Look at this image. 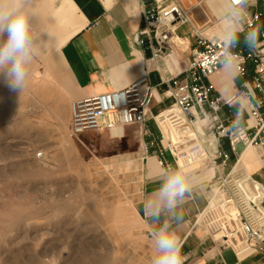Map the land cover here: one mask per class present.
<instances>
[{"label":"rangeland","instance_id":"obj_1","mask_svg":"<svg viewBox=\"0 0 264 264\" xmlns=\"http://www.w3.org/2000/svg\"><path fill=\"white\" fill-rule=\"evenodd\" d=\"M181 1L193 7L199 31L206 36L225 32L226 23L231 24L228 6L217 13L208 0ZM207 15L212 19L208 23ZM34 37L35 55L25 89L14 92L0 82V264H151L154 231L140 216L137 203L145 163L155 148L148 145L145 152L135 128L72 134L63 99L71 85L69 74L57 45L40 49V35ZM174 116L185 119L180 113ZM166 123L158 122L166 136L163 143L174 148L179 163L189 161L206 171L205 178L212 176L210 203L198 219L200 228L219 245L227 240L232 244L227 246L236 249L249 246L238 214L243 210L264 229L263 206L258 205L262 212L250 206L263 190L247 180L243 194L235 182L240 174H250L249 166L243 161L236 166L233 159L222 175L213 176V156L202 148L205 141L215 150L206 125H190L187 132L186 123ZM252 177L261 178L255 173Z\"/></svg>","mask_w":264,"mask_h":264},{"label":"crops","instance_id":"obj_2","mask_svg":"<svg viewBox=\"0 0 264 264\" xmlns=\"http://www.w3.org/2000/svg\"><path fill=\"white\" fill-rule=\"evenodd\" d=\"M53 1L32 0L30 22L33 35L36 33L40 35L38 48L57 45L60 59L69 74L71 85L66 87L63 97L68 107V115H71L72 101L91 93L121 89L142 73H147L154 86L152 115L143 128L126 126L127 129L135 128L139 131L145 146L155 148L151 159L145 163L144 187L137 203L140 216L147 227L155 232L167 224L169 229L178 235L183 264H264V250L252 245L239 249H236L235 245L222 247L200 228L198 219L209 204L208 187L212 186V176L211 179L205 178L204 169L189 165L191 164L189 161L181 165L178 158L175 159L169 154L167 159L171 167L167 168L160 162L158 150L162 129L153 116H158L174 104L175 99L168 92L170 86L164 79L171 74L180 73L197 48V37L193 27L188 23L180 24L167 43L168 49L161 57L153 59L152 50L147 42L140 45L136 39V35L144 27L143 0L134 3L122 0H57L54 6ZM226 6L228 4L225 0H208V7L214 12L220 13ZM249 8L251 11H264V0L251 2ZM189 10L194 26L200 30L199 18L195 17L193 7ZM228 13L231 24L226 23L225 32L212 35L225 37L227 31L236 30L239 39L235 44L240 48L264 47V40L259 33L258 40L249 47L245 42L246 35L239 31L237 13L231 14L229 11ZM207 17L208 23L212 19L209 15ZM257 27L259 31H264V15ZM254 75L252 61L248 62V72L245 76L238 75L232 64H225L210 76L209 81L214 84L216 93L229 96L244 83H251ZM240 110L239 105L233 109L234 112ZM197 111L199 123H204V116ZM227 112V109L222 110L221 116L224 117ZM246 117L244 113L242 122ZM201 133L205 134L203 131ZM151 142H154V145H150ZM203 142L204 153L214 158L216 155L214 150L208 143ZM147 151L148 148L145 152ZM152 157H158L157 161ZM240 159L249 166L251 175L255 173L263 178L260 171L262 157L256 155L253 149H246ZM219 169L220 165L214 163L210 168L214 172L213 176ZM178 170L183 173L187 190L178 198L177 206L168 209L163 206L160 199V189L166 178ZM157 210L158 219L154 214Z\"/></svg>","mask_w":264,"mask_h":264},{"label":"built area","instance_id":"obj_3","mask_svg":"<svg viewBox=\"0 0 264 264\" xmlns=\"http://www.w3.org/2000/svg\"><path fill=\"white\" fill-rule=\"evenodd\" d=\"M225 1L229 6V12L238 15L236 21L239 23V31L245 35L249 32H258L264 40V31H259L257 27L264 11H251L249 8L251 2L257 0ZM142 14L144 27L138 32L136 39L140 45L147 42L152 50L153 59L161 57L168 49L167 43L180 24H190L196 33L198 46L186 67L180 73L171 74L164 79L170 86L168 92L175 99L173 106L185 117V120L174 118L173 122L176 124L186 122L188 126H194L198 120V113L195 111L197 107L204 116L209 137L215 139L216 155L213 162L216 163V159H220L218 174L222 175L221 171H226L233 157L238 163L242 153L248 148H253L262 157L260 171L264 179V47L245 49L235 43L227 45L225 37L204 35L194 26L189 8L185 7L181 0H143ZM249 61L253 62L255 71L251 83H244L229 96L216 93L214 84L209 81L212 74L219 71L223 65L232 64L238 75L245 76ZM154 99V86L147 73H142L121 89L83 96L71 102L72 134L79 137L126 126H137L142 129L152 115ZM237 105L241 110L234 112L233 109ZM224 109L228 112L222 117L221 111ZM244 113L247 117L242 122ZM153 118L157 121V116ZM165 139V133L161 130L158 154L160 162L169 168L171 163L167 155L175 159L178 157L173 147L164 145ZM150 145H154V142ZM41 156L42 153L39 152L38 157ZM247 180H251L257 190L262 189L264 192V180H255L251 174L246 173L243 176L240 174L235 180L236 184L241 186L243 194L247 193L246 186H242ZM259 198L250 201V206L255 211L256 209L261 211L258 205L264 209L262 205L264 195ZM217 208L215 207V210ZM242 214H238V217L247 235L246 241L249 245L264 250V229L254 225L243 210ZM227 245L222 242L220 246Z\"/></svg>","mask_w":264,"mask_h":264},{"label":"clouds","instance_id":"obj_4","mask_svg":"<svg viewBox=\"0 0 264 264\" xmlns=\"http://www.w3.org/2000/svg\"><path fill=\"white\" fill-rule=\"evenodd\" d=\"M32 0H0V82L11 91L22 92L30 78L35 55L36 39L31 25ZM239 33L229 30L225 43H238ZM258 40V32H249L245 37L251 47ZM182 171L169 175L160 189L163 206L174 209L178 198L186 191ZM159 218V211L155 213ZM155 255L151 264H183L178 235L167 224L152 235Z\"/></svg>","mask_w":264,"mask_h":264},{"label":"bare ground","instance_id":"obj_5","mask_svg":"<svg viewBox=\"0 0 264 264\" xmlns=\"http://www.w3.org/2000/svg\"><path fill=\"white\" fill-rule=\"evenodd\" d=\"M198 109H197V107L195 108V111H197ZM197 113H198V111H197ZM174 115H179V111H178V109L177 108H175V107H173V108H170V109H167L166 111H164L163 113H161V114H159L158 116H157V121L160 123V124H162V125H166L167 123V121H169V125H170V122H172L173 120H174ZM178 118H182V116H177ZM176 119V118H175ZM182 120H185V119H183L182 118ZM184 123H186V122H184ZM197 123H199V115H198V121H197ZM200 124V123H199ZM190 126H185L184 127V130L186 129H190L189 128ZM170 129V128H169ZM185 130V131H186ZM190 130H187V132H189ZM193 133V132H192ZM192 135H194V134H192ZM196 135V134H195ZM194 138V137H193ZM211 140H213V142H214V144H215V139H214V137H209ZM216 149V148H215ZM251 149H253V148H251ZM254 150V149H253ZM254 151H256V150H254ZM256 153L259 155V153H258V151H256ZM241 161H242V159H240V161L236 164V166L238 165L239 166V164L241 163ZM262 190V189H261ZM224 242H228L227 240H224Z\"/></svg>","mask_w":264,"mask_h":264}]
</instances>
